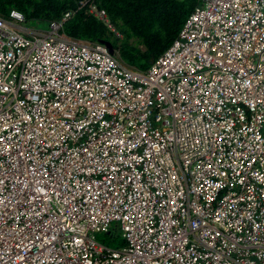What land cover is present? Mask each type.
I'll list each match as a JSON object with an SVG mask.
<instances>
[{"label":"built area","instance_id":"2783aa9c","mask_svg":"<svg viewBox=\"0 0 264 264\" xmlns=\"http://www.w3.org/2000/svg\"><path fill=\"white\" fill-rule=\"evenodd\" d=\"M69 17H0V264H264V0H198L145 72Z\"/></svg>","mask_w":264,"mask_h":264},{"label":"trees","instance_id":"16d2710c","mask_svg":"<svg viewBox=\"0 0 264 264\" xmlns=\"http://www.w3.org/2000/svg\"><path fill=\"white\" fill-rule=\"evenodd\" d=\"M197 5L198 0H0V17L13 9L27 25L46 29L70 13L62 22V36L109 44L122 65L145 72L176 39ZM97 11L105 12L107 23L95 16ZM111 239L104 244L112 247Z\"/></svg>","mask_w":264,"mask_h":264},{"label":"rangeland","instance_id":"374dc122","mask_svg":"<svg viewBox=\"0 0 264 264\" xmlns=\"http://www.w3.org/2000/svg\"><path fill=\"white\" fill-rule=\"evenodd\" d=\"M27 28H32V29H35V30L42 29L40 27H37L35 24H29V25H27ZM42 30H44V29H42ZM106 238H108V236H104V234H97V240L98 241L103 242V241L106 240ZM120 244H121V239H120L119 233H117V239L115 240V244L112 247L116 248Z\"/></svg>","mask_w":264,"mask_h":264},{"label":"water","instance_id":"95a60500","mask_svg":"<svg viewBox=\"0 0 264 264\" xmlns=\"http://www.w3.org/2000/svg\"><path fill=\"white\" fill-rule=\"evenodd\" d=\"M105 45L109 48L110 53H112L113 51H112V49L110 48L109 44H105Z\"/></svg>","mask_w":264,"mask_h":264},{"label":"bare ground","instance_id":"6f19581e","mask_svg":"<svg viewBox=\"0 0 264 264\" xmlns=\"http://www.w3.org/2000/svg\"><path fill=\"white\" fill-rule=\"evenodd\" d=\"M91 11V10H90ZM25 21V20H24ZM28 23V22H27ZM117 40V39H116Z\"/></svg>","mask_w":264,"mask_h":264},{"label":"clouds","instance_id":"9594fccd","mask_svg":"<svg viewBox=\"0 0 264 264\" xmlns=\"http://www.w3.org/2000/svg\"><path fill=\"white\" fill-rule=\"evenodd\" d=\"M181 30V29H180ZM114 32V31H113ZM180 32V31H179ZM104 44V43H103Z\"/></svg>","mask_w":264,"mask_h":264}]
</instances>
